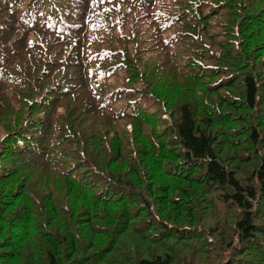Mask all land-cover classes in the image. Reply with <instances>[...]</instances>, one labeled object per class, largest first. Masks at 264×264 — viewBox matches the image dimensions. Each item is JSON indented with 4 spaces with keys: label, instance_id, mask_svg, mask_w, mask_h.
<instances>
[{
    "label": "trees",
    "instance_id": "obj_1",
    "mask_svg": "<svg viewBox=\"0 0 264 264\" xmlns=\"http://www.w3.org/2000/svg\"><path fill=\"white\" fill-rule=\"evenodd\" d=\"M0 264H264V0H0Z\"/></svg>",
    "mask_w": 264,
    "mask_h": 264
},
{
    "label": "rangeland",
    "instance_id": "obj_2",
    "mask_svg": "<svg viewBox=\"0 0 264 264\" xmlns=\"http://www.w3.org/2000/svg\"><path fill=\"white\" fill-rule=\"evenodd\" d=\"M164 117H167V115H164Z\"/></svg>",
    "mask_w": 264,
    "mask_h": 264
}]
</instances>
